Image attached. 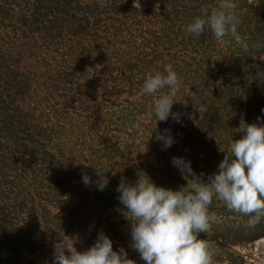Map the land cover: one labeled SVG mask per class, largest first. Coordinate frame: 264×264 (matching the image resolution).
<instances>
[{
    "label": "trees",
    "instance_id": "obj_1",
    "mask_svg": "<svg viewBox=\"0 0 264 264\" xmlns=\"http://www.w3.org/2000/svg\"><path fill=\"white\" fill-rule=\"evenodd\" d=\"M2 1L0 34L10 40L0 39V264H52L58 240L76 236L83 250L99 231L144 264L117 185L145 173L178 189L192 181L173 157L193 168L197 156L203 176L240 138L241 122L264 120V0H235L238 24L254 26L238 28L239 42L207 26L184 31L221 0ZM165 64L181 84L179 122L148 115L159 92L138 96ZM158 134L175 142L163 149ZM94 167L108 177L103 191Z\"/></svg>",
    "mask_w": 264,
    "mask_h": 264
},
{
    "label": "clouds",
    "instance_id": "obj_2",
    "mask_svg": "<svg viewBox=\"0 0 264 264\" xmlns=\"http://www.w3.org/2000/svg\"><path fill=\"white\" fill-rule=\"evenodd\" d=\"M236 9L235 0H221L218 7L194 17L184 31L199 36L207 26L217 40L230 34L239 42ZM180 87L177 72L171 64H165L163 71L145 75L138 96L159 92L148 115H154L156 121H166L171 116L179 122L172 106L178 102ZM238 132L240 138L231 141L218 170L206 179L197 175L191 161L184 157H173L171 163L192 182L178 189L158 186L145 173L138 175L135 182L121 178L116 191L130 221V247L144 264H216L211 251L213 242L199 238L217 220L215 212L209 211L213 197L227 209L247 216L249 228L264 219V120L258 116L257 122H241ZM157 139L162 141L163 149L175 142L170 134H158ZM95 169L97 190L103 191L108 177L104 170ZM82 180L85 185L92 183L86 173ZM69 239L70 243L58 240L53 244L52 264H137L124 247L114 250L113 241L103 231L83 250L74 246L78 237Z\"/></svg>",
    "mask_w": 264,
    "mask_h": 264
},
{
    "label": "rangeland",
    "instance_id": "obj_3",
    "mask_svg": "<svg viewBox=\"0 0 264 264\" xmlns=\"http://www.w3.org/2000/svg\"><path fill=\"white\" fill-rule=\"evenodd\" d=\"M0 2L3 4L4 1L0 0ZM3 19V17L0 18V28L2 29L5 26V23L2 24ZM252 27L254 26L246 23L238 24V28L242 31ZM261 28H264V25ZM4 35L0 34V39ZM4 39H6L5 42L10 40L7 41L5 36ZM246 42L247 38H244L242 44L246 45ZM260 57L264 61V54ZM232 140L233 138H230L228 143L225 142V148H223L221 154L216 156L217 161L211 160L209 164H205L208 171L203 175V178L206 179L208 175L218 170V163L224 158V151L229 150ZM196 158L197 156L192 161L194 172H197L198 163ZM209 211L215 212L217 220L211 225L207 233H201L199 236L213 242L211 251L216 264H264V219L254 228H249L247 226V216L227 209L223 202L216 197H213Z\"/></svg>",
    "mask_w": 264,
    "mask_h": 264
}]
</instances>
